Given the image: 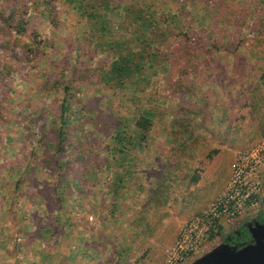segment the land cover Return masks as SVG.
I'll return each instance as SVG.
<instances>
[{
  "label": "rangeland",
  "instance_id": "obj_1",
  "mask_svg": "<svg viewBox=\"0 0 264 264\" xmlns=\"http://www.w3.org/2000/svg\"><path fill=\"white\" fill-rule=\"evenodd\" d=\"M217 3L0 0V264H195L264 212V69L229 91Z\"/></svg>",
  "mask_w": 264,
  "mask_h": 264
},
{
  "label": "crops",
  "instance_id": "obj_2",
  "mask_svg": "<svg viewBox=\"0 0 264 264\" xmlns=\"http://www.w3.org/2000/svg\"><path fill=\"white\" fill-rule=\"evenodd\" d=\"M256 5H260L258 0H218L215 8L216 58L219 60L220 67L228 71L231 93L238 91L239 82L248 81L247 78L251 75L249 70L253 69L257 77L264 69V50L262 47L255 46L252 38L259 32H264L261 6ZM245 71L247 77L243 78L241 76ZM224 91H226L225 86ZM4 239L1 237L0 243ZM37 239L40 241V238Z\"/></svg>",
  "mask_w": 264,
  "mask_h": 264
},
{
  "label": "water",
  "instance_id": "obj_3",
  "mask_svg": "<svg viewBox=\"0 0 264 264\" xmlns=\"http://www.w3.org/2000/svg\"><path fill=\"white\" fill-rule=\"evenodd\" d=\"M254 238L256 243L242 248L222 245L195 264H264V231Z\"/></svg>",
  "mask_w": 264,
  "mask_h": 264
},
{
  "label": "built area",
  "instance_id": "obj_4",
  "mask_svg": "<svg viewBox=\"0 0 264 264\" xmlns=\"http://www.w3.org/2000/svg\"><path fill=\"white\" fill-rule=\"evenodd\" d=\"M257 189V190H256ZM255 190L257 191H252L256 194H259L260 193V190H258V188H256ZM248 192V191H247ZM251 194L248 192V194L246 195L247 198H250ZM249 202L251 203L250 204V208L252 209L253 207L257 206V203L256 201H250ZM244 209L243 208V205L239 204L238 202H234L230 199V198H220L218 200V202L216 203L215 205V212L218 213L219 210L223 211V212H229L230 215H235V214H241V210ZM220 213V212H219ZM215 216H217V214H215ZM179 252L181 254V257H180V254L179 253H173L171 258H170V261H169V264H174L176 262H178L179 260H184V257L188 255V253H190L192 250H193V247L189 248H184L182 245H179ZM179 254V256H178Z\"/></svg>",
  "mask_w": 264,
  "mask_h": 264
},
{
  "label": "flooded vegetation",
  "instance_id": "obj_5",
  "mask_svg": "<svg viewBox=\"0 0 264 264\" xmlns=\"http://www.w3.org/2000/svg\"><path fill=\"white\" fill-rule=\"evenodd\" d=\"M258 230L262 232L264 231V212H261L254 220H252V222L249 223L248 227L245 230L234 234V239H231L230 237V244L233 247L238 248L254 244L256 243L254 233H257Z\"/></svg>",
  "mask_w": 264,
  "mask_h": 264
},
{
  "label": "trees",
  "instance_id": "obj_6",
  "mask_svg": "<svg viewBox=\"0 0 264 264\" xmlns=\"http://www.w3.org/2000/svg\"><path fill=\"white\" fill-rule=\"evenodd\" d=\"M24 26V24H22V27ZM216 47V46H215ZM121 69V68H120ZM62 108L64 109V111L66 112V102L64 101L62 104ZM152 122L149 118L143 117L140 120H138L137 125L139 127V129L141 130V132L144 134L146 132L149 131V128L151 126Z\"/></svg>",
  "mask_w": 264,
  "mask_h": 264
}]
</instances>
